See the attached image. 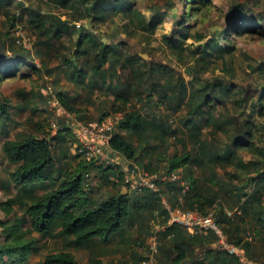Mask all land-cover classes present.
Masks as SVG:
<instances>
[{
  "label": "trees",
  "instance_id": "16d2710c",
  "mask_svg": "<svg viewBox=\"0 0 264 264\" xmlns=\"http://www.w3.org/2000/svg\"><path fill=\"white\" fill-rule=\"evenodd\" d=\"M192 1L187 2L189 12L180 19L175 17L174 25L190 29L192 27L188 25L189 20L196 17L204 20L205 14L211 10V5L206 3L207 0H197L200 5H192ZM59 3L76 15L67 20L42 13L40 9H31L27 16L29 28L38 38L36 44L46 48H51L53 40L60 41L63 33L69 29V23L70 26L80 29L76 40L70 37L68 45L66 47L62 45L65 49H73L71 52L62 51L61 46L55 48L60 63L54 68L47 67L42 61L40 65H35L32 62L33 45H25L23 37L16 34V29H12L18 19L16 11L23 10V2L0 0V16L4 17V29L0 28V64L2 63L0 86L6 77H25L20 73L21 64L31 66L41 75H52L63 70L64 66L68 67L67 80L76 90L82 88L87 100L93 103L91 99L93 90L98 89L100 92L97 96L102 97L96 99L100 115L96 119H100L109 111L123 112V118L117 123L110 139L112 149L151 171L163 170V173H168L180 170L182 179L190 183L183 207L197 208L203 213L214 209L216 220L225 231L228 241L244 246L248 257L255 260L253 240L258 238L261 247L264 246V134L260 133L255 121L243 119L242 115L247 105L256 107L259 114H263L264 81L241 83L235 77L234 69L231 71L229 67H225L229 73L227 82L215 77L213 81H201L199 77H195L192 84L187 85L184 80L172 81L167 77L160 83L154 79V75L169 74L166 66L136 57L125 63L128 64L130 78L136 85H131L130 82L124 84L115 77L114 67L110 72L106 67L111 56H114L112 65L118 62L116 54L119 53L118 47L124 41L121 40L114 45L105 44L99 34L91 32V27L106 22L110 16H120L131 24L134 18L139 17L132 0H60ZM204 4L205 8L197 15V7L200 6L202 9ZM225 18L230 24L228 33L225 30V32L218 30L209 36L199 35L200 39H206L202 52L206 55L214 48L213 51L218 53L217 57L222 61L223 52H230L231 47L217 48L218 41H228L227 38L241 30L256 28L255 24H258L253 22L250 27L247 22L250 20L249 16L237 5L229 9ZM84 19L89 25L81 23L76 26V23ZM262 19L260 16L256 18L257 22H261ZM146 25L153 27L150 22L145 23ZM182 37L185 35L182 34ZM179 43L180 39L168 40L171 50H177ZM37 49L36 45V51ZM205 55L200 57L203 67L210 63ZM249 69L259 72L262 67L251 65ZM188 72H192V69L189 68ZM43 77V94H39V99L43 100L44 106H47L48 99L54 94L66 111L81 120L83 116L77 115L81 108L76 104L79 91L74 93L75 91L69 92L65 88H54L52 82L57 81ZM137 85H145L147 88L146 99L137 96L138 100L142 99L140 107H135V103L129 101ZM15 95L18 99L13 102L0 93L2 131L8 121L14 120V115L24 112L27 108V93L21 89L15 91ZM157 102L167 104L172 112L166 115L156 113ZM108 103L111 110L107 107ZM182 108L186 111L179 122L186 135L184 142L190 145V149L162 162L158 161L162 158L160 153L155 159H150L146 154L147 150L157 151L162 144L164 145V132L172 129L168 123L169 117ZM36 110V106L33 105L32 113ZM45 110L51 114L46 107ZM50 120L49 117L51 130H46L43 121H36L30 116L24 130L2 143V158L11 169L7 172L8 181H0V186L5 191L15 187V191L5 201L0 202V209L6 215L11 213L16 215L15 205H18L22 216L15 217L12 221L0 219V228L5 234V239L0 244V264H26L29 254L36 251L38 246L36 237L28 235L31 232L41 237H57L61 241V249L45 255L36 264L139 263L146 255L145 242L150 234V221L156 217L155 211L158 216L165 213L161 196L171 206L180 205L178 194L181 193L182 187L176 181L157 179L158 184L163 187L161 195L154 192L138 195L128 191L122 193L121 189L116 192L107 190V184L114 187L121 185V176L110 166L95 165L91 161L79 158L77 154L73 157L80 160L75 164L70 163V146L67 145L68 136L72 133L70 124L62 117H58L56 125L52 126L53 122ZM53 128L57 131L51 134ZM204 130L208 131L210 140L203 138ZM122 131H126L129 136L135 135L137 141L125 137ZM219 132L227 136V141L222 147L215 145L214 140L211 141ZM156 140L160 144H156ZM258 140L263 143L262 146L258 147ZM165 148L167 149L166 146ZM239 148L251 153L252 157L247 161L243 160L237 154L236 149ZM228 165L234 167L231 177L218 174L219 166ZM196 171L197 178L193 175ZM242 175L245 176L244 183L238 186L234 180ZM103 187L105 188L103 195L95 194V197L90 195L96 189L101 191ZM40 189L43 191L41 194L38 193ZM229 194L237 198L238 205L234 207L224 205V202H229L227 197ZM236 207L239 208V213L229 217L225 209ZM26 224L29 227H26ZM129 225L145 229L142 236L131 241L126 242L121 237L120 240L118 238L119 243L129 249L130 257L128 255L122 257L116 263L113 260L103 261L100 256L104 257L109 253V249L111 251L114 249L106 248L104 244L112 243L111 239L115 235H122V231ZM247 232L252 235L250 241L244 239ZM93 238H100L103 246L96 247ZM214 241L213 233L191 235L180 225H166L160 232L156 257L159 264H239L234 256L213 246ZM85 250L88 251V260L84 263L76 258L75 253L85 254Z\"/></svg>",
  "mask_w": 264,
  "mask_h": 264
},
{
  "label": "rangeland",
  "instance_id": "374dc122",
  "mask_svg": "<svg viewBox=\"0 0 264 264\" xmlns=\"http://www.w3.org/2000/svg\"><path fill=\"white\" fill-rule=\"evenodd\" d=\"M19 1L23 2V10L21 11V9H19L16 11L18 19L15 23L16 25L12 29H16V34L21 35L25 43H28L31 46L33 45L32 53L34 57L32 62L35 65H40L42 61L47 67H58L60 61L57 57L55 48L61 46L62 51L71 52L73 49H65L66 45H68V39L71 37L73 40H76L78 38L80 29L70 26L71 23H69V29L67 32L63 33L60 41L58 42L53 40L51 48H46L42 45L38 46V44H36L38 38L35 32L29 28L27 16L31 9H40L42 13L56 15L67 20L72 19L73 15L76 14L71 12L66 6H62L59 3L60 0ZM189 1L190 0H132V3H134L133 7L136 8L137 15H139V17L134 18L131 24L121 19L120 16H110L106 22L95 24L93 27H91V32L99 34L101 41L105 39V42H107L108 45H114V43H117L121 40L124 41L123 44L118 47L119 53L116 54L118 62L115 63V65H112V63H114V56H111V58L106 63V67L108 68L107 70L110 72L112 71L111 68L114 67V69H116L115 77L119 78L122 83L125 84V82H130L131 85H136L134 81L131 80L129 72L130 70L127 67L128 64L125 65V63L136 57H141L148 62H157L165 65L169 70L170 73L167 75L163 73H157L154 75V79L156 81L158 80L160 83H163L167 77H169L172 81L180 82L184 80L186 81L187 85H190V83L192 84V80H194L195 77H199L201 81H213V79L217 78L223 82H227L229 79V73L225 70V67H229L231 71L234 69L236 73L235 77L241 83L245 84L254 80L264 81V0H207L206 3L211 5V10L205 14L204 20L196 17V19L189 20L188 25L192 28L187 29L185 26L180 28L179 25H174L173 21L175 17L180 19L181 16L189 12V3H187ZM205 4L203 5L202 9L200 6L197 7V15H200V12L205 8ZM192 5L200 4L197 2V0H193ZM235 5L240 7L245 12V14L249 16L250 20H247V22L250 27L252 26L253 22L258 23L255 24L256 28H250L249 30L246 28L241 30L238 34L227 38L228 41H218L217 48L219 46L225 49L226 47H231L230 52H223V61L217 57L218 53L213 51L214 48H212L210 51L211 53L205 55V53L202 52V48L206 39H200L199 35L203 34L209 36L218 30H225L228 33L229 30L227 29H229L228 27L230 24L226 21L225 15L228 13L229 9ZM259 16L263 18L261 22H257L256 20V18ZM3 22L4 17L0 16L1 29H4ZM147 22H150L153 27H148L147 25L145 26V23ZM81 23H86V25H89L87 20L84 19L76 23V26ZM242 24L244 23L242 22ZM182 34H184L185 37H182ZM178 39H180V43L178 44L177 50H171L168 40L177 41ZM36 45L38 48L37 51ZM62 45H65V47ZM202 55H205L206 59L210 61L208 66L203 67L201 65L202 62L200 57ZM1 65L2 63L0 64V67ZM21 65L20 73L24 74L25 77H6L0 86V93L9 97L13 102L18 99V97L15 95V91L22 89L25 93H27L28 97L27 108L25 111L14 115V120L7 122L4 131L0 129V181L5 182L9 179L7 172L9 169H11V167H9V164L6 163V161L2 158V143L7 139L14 138L19 131L24 130L26 127L27 118L30 116H32L36 121H43L45 123L46 130H51L49 123L50 115L45 110V107L47 108V106H44L43 100L39 99V94H43V76L44 79L57 81V83L52 82L54 88H65L69 92L75 91L74 93H78L77 90L79 91L76 104L79 105L81 109L77 113L78 116L81 115L86 119V121H91L96 120V118L100 115L96 107V99L102 97L100 95L97 96L100 94V92L98 89H95V91L93 90L91 95L93 103H91L90 100H87L85 98L84 90L82 88L76 90V88L72 86L67 80L69 75L68 67L64 66L63 70L56 71L52 75H41L40 72L38 73L33 70L31 66L26 64ZM251 65H260L262 69L259 72L257 70L251 71L249 69ZM189 68L192 69V72L190 73L188 72ZM107 79L105 80V85L108 84ZM146 94L147 88L145 85H137V88L130 96L129 101L134 102L135 107H140L142 106V99H146ZM137 96H140L142 99L138 100L139 97ZM256 97L257 94H255L254 98ZM157 103V109L155 107V110H157L156 113L166 115L167 113L172 112L167 104L162 102ZM33 105L36 106L37 110L32 113L31 107H33ZM107 107L110 110L112 109L109 103L107 104ZM185 111L186 110L182 108V110L174 112V115L169 117L168 123L171 124L172 129L169 131L165 130V143L164 145L162 144L161 147L157 149V151L150 149L147 150L148 152H146V154L150 159H155L157 154L160 153L162 158L158 159V161L162 162L164 159L172 157L173 155H179L185 152L187 149H190V145L184 142L186 135L183 131L181 123L179 122V119L185 115ZM242 116L243 119L255 121L260 133L262 132L264 134V112L263 114H259L256 107L247 105ZM82 121H84V119ZM50 122L53 121L50 120ZM56 131L57 130L53 128L51 134ZM122 134L133 141H137L135 135L129 136L126 134V131H122ZM203 138L210 140L211 136L208 134L207 130L203 131ZM212 140H214L215 145L222 147L227 141V136L224 133L219 132L214 139H211V141ZM75 143L76 142L74 140L73 134L70 133L68 136L67 145L70 146L69 158L71 159L70 163L72 164H75L77 160H80L78 157L74 158L73 155L75 154L71 153ZM155 143L160 144L158 140H156ZM257 144L258 147L263 145L260 140H258ZM236 151L237 154H239V156L245 161L252 157L251 153L244 150L243 148L236 149ZM217 172L220 175L231 177L234 172V167L232 165H228L226 167L219 166L217 168ZM193 175L197 178L198 171L194 172ZM244 179L245 176H239L234 180V183L238 186L242 185L244 183ZM106 189L116 192L121 189V185L118 184L116 187H114L107 184ZM41 190L42 189L38 190V193H43ZM14 191L15 187H10V191H5L0 186V202L5 201L7 197L14 193ZM103 192H105L104 187L101 188V191L96 189L95 192H92L90 195L92 197H95V194L97 196H101L103 195ZM227 197L229 202H224V205L229 207L238 205L236 202L237 198L235 196L229 194ZM15 212L16 215H14V213L6 215L5 212L0 209V219L12 221L15 217L22 216V211L18 205H15ZM26 227H29V225L26 224ZM144 233V227L139 229L136 225H129L128 227L126 226L125 231H122V235H115L111 239L112 243L109 242L104 244L106 248L116 249H112V251L109 249V253L104 255L105 261L113 260L116 263L118 259L122 257H127V255L130 257L129 249L126 248L124 244L119 243L120 237L124 241H131V239H134L135 237L139 238ZM28 235L36 237V244L38 246L36 251L29 254L26 264H36L42 260L45 255L51 252H57L59 249H61V241L57 237H41L35 232H31ZM4 239L5 234L0 228V244L4 241ZM113 242H115V244H113ZM94 245L96 247L103 246V244ZM261 245L262 244L258 238L253 240V258L257 261V263L264 264V246L261 247ZM118 249H121L122 251H118ZM75 256L78 260H85L83 254L75 253Z\"/></svg>",
  "mask_w": 264,
  "mask_h": 264
},
{
  "label": "built area",
  "instance_id": "2783aa9c",
  "mask_svg": "<svg viewBox=\"0 0 264 264\" xmlns=\"http://www.w3.org/2000/svg\"><path fill=\"white\" fill-rule=\"evenodd\" d=\"M23 43L28 45V43L24 42V39ZM48 90L51 92L50 86H48ZM47 108L51 112L52 126L56 124L58 117H62L70 124L71 132L76 142L74 154H77L79 158L93 162L95 165L110 166L117 175L121 176L123 191L133 192L138 195H143L146 192H154L161 195L163 187L158 184L157 179L159 181H176L182 187L181 193L178 194V203L180 205L171 206L161 196L165 213L158 216L157 211H155L156 217L150 221V234L145 242L146 248L144 250H146V255L137 264H159L156 254L160 243V232L165 229L166 225L170 224L180 225L191 235L213 233L215 235L213 246L225 250L228 254L234 256L239 264H259L248 257L244 246L228 241L225 231L216 220L214 209L203 213L198 211L197 208L188 209L183 207L186 192L190 189V183L182 179L180 170H173L168 173H163V170L158 172L151 171L112 149L110 139L117 123L123 118V112L109 111L100 119L82 121L76 115L66 111L54 94L48 99ZM225 212L231 217L235 213H239V208L225 209ZM244 239L252 240L250 232L245 234Z\"/></svg>",
  "mask_w": 264,
  "mask_h": 264
},
{
  "label": "crops",
  "instance_id": "0c3cea01",
  "mask_svg": "<svg viewBox=\"0 0 264 264\" xmlns=\"http://www.w3.org/2000/svg\"><path fill=\"white\" fill-rule=\"evenodd\" d=\"M71 153H72V154H74V148H72V150H71ZM121 192H122V193H125V191H123V189H122V185H121ZM93 243H94V244H98V245H99V244H102V241H101V239H100V238H97V239H96V238H93ZM84 253L86 254V255H85V254H83V255H84V257H85V260H83L82 262H84V263H85V262H87V260H88V251H87V250H85V252H84ZM159 253H160V252H159ZM159 255H160V254H159ZM100 257L102 258V260H103V261H105V259H104V257H103V256H100ZM76 258H77V257H76Z\"/></svg>",
  "mask_w": 264,
  "mask_h": 264
},
{
  "label": "water",
  "instance_id": "95a60500",
  "mask_svg": "<svg viewBox=\"0 0 264 264\" xmlns=\"http://www.w3.org/2000/svg\"><path fill=\"white\" fill-rule=\"evenodd\" d=\"M105 44H107V42H105V39L103 40Z\"/></svg>",
  "mask_w": 264,
  "mask_h": 264
}]
</instances>
